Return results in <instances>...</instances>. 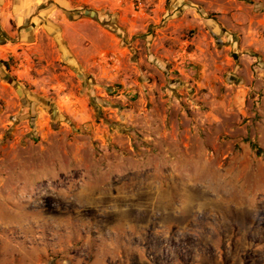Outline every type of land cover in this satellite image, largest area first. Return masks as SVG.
<instances>
[{
  "label": "rangeland",
  "instance_id": "374dc122",
  "mask_svg": "<svg viewBox=\"0 0 264 264\" xmlns=\"http://www.w3.org/2000/svg\"><path fill=\"white\" fill-rule=\"evenodd\" d=\"M2 1L0 264H264V0Z\"/></svg>",
  "mask_w": 264,
  "mask_h": 264
},
{
  "label": "crops",
  "instance_id": "0c3cea01",
  "mask_svg": "<svg viewBox=\"0 0 264 264\" xmlns=\"http://www.w3.org/2000/svg\"><path fill=\"white\" fill-rule=\"evenodd\" d=\"M0 0V3L3 1ZM10 9V18L16 21L20 28L30 24L32 31L27 36H37L46 28H59L61 26L72 27L71 23L88 25V17H93L98 12L86 11V7L92 4H100V0H7ZM83 16V17H82ZM5 19V17H3ZM77 20V21H75ZM75 21V22H74ZM81 26V25H80Z\"/></svg>",
  "mask_w": 264,
  "mask_h": 264
},
{
  "label": "water",
  "instance_id": "95a60500",
  "mask_svg": "<svg viewBox=\"0 0 264 264\" xmlns=\"http://www.w3.org/2000/svg\"><path fill=\"white\" fill-rule=\"evenodd\" d=\"M90 15H91V16H94V13H93V12H90Z\"/></svg>",
  "mask_w": 264,
  "mask_h": 264
},
{
  "label": "built area",
  "instance_id": "2783aa9c",
  "mask_svg": "<svg viewBox=\"0 0 264 264\" xmlns=\"http://www.w3.org/2000/svg\"><path fill=\"white\" fill-rule=\"evenodd\" d=\"M136 1H140V0H136Z\"/></svg>",
  "mask_w": 264,
  "mask_h": 264
}]
</instances>
